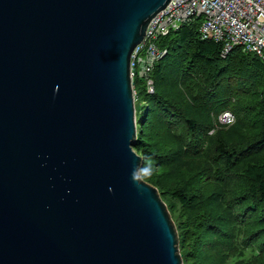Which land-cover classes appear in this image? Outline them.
<instances>
[{
    "label": "water",
    "instance_id": "obj_1",
    "mask_svg": "<svg viewBox=\"0 0 264 264\" xmlns=\"http://www.w3.org/2000/svg\"><path fill=\"white\" fill-rule=\"evenodd\" d=\"M170 0H0V264H183L133 150L130 56Z\"/></svg>",
    "mask_w": 264,
    "mask_h": 264
},
{
    "label": "trees",
    "instance_id": "obj_2",
    "mask_svg": "<svg viewBox=\"0 0 264 264\" xmlns=\"http://www.w3.org/2000/svg\"><path fill=\"white\" fill-rule=\"evenodd\" d=\"M200 22L159 39L167 52L133 142L139 174L167 206L183 264H264V63L239 46L221 57ZM225 110L230 125L217 121Z\"/></svg>",
    "mask_w": 264,
    "mask_h": 264
},
{
    "label": "built area",
    "instance_id": "obj_3",
    "mask_svg": "<svg viewBox=\"0 0 264 264\" xmlns=\"http://www.w3.org/2000/svg\"><path fill=\"white\" fill-rule=\"evenodd\" d=\"M201 18L198 28L201 39H212L221 45V57L235 46L257 55L264 63V0H170L148 23L142 41L130 56V76L134 103L138 93L134 79H142L148 94L154 93L152 70L166 54L159 39L182 24ZM220 124L230 125L235 118L231 111L218 114Z\"/></svg>",
    "mask_w": 264,
    "mask_h": 264
},
{
    "label": "rangeland",
    "instance_id": "obj_4",
    "mask_svg": "<svg viewBox=\"0 0 264 264\" xmlns=\"http://www.w3.org/2000/svg\"><path fill=\"white\" fill-rule=\"evenodd\" d=\"M143 85H144L143 82H139L138 83V81H136V90H137V93H138L137 101H135V117H136V123H137V120L141 116L142 109L146 106V103H147V96L145 95V92L143 90ZM217 117H218V115H217ZM221 125H223V124H221ZM172 221H173V219H172ZM229 264H236V263L234 261H230Z\"/></svg>",
    "mask_w": 264,
    "mask_h": 264
}]
</instances>
